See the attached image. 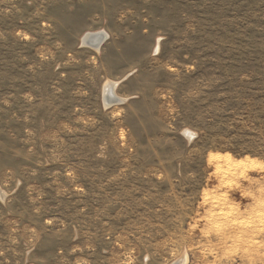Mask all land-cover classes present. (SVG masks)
Listing matches in <instances>:
<instances>
[{
	"label": "rangeland",
	"instance_id": "rangeland-1",
	"mask_svg": "<svg viewBox=\"0 0 264 264\" xmlns=\"http://www.w3.org/2000/svg\"><path fill=\"white\" fill-rule=\"evenodd\" d=\"M0 264H264V0H0Z\"/></svg>",
	"mask_w": 264,
	"mask_h": 264
},
{
	"label": "bare ground",
	"instance_id": "bare-ground-1",
	"mask_svg": "<svg viewBox=\"0 0 264 264\" xmlns=\"http://www.w3.org/2000/svg\"><path fill=\"white\" fill-rule=\"evenodd\" d=\"M103 35L105 37L101 38L100 36ZM106 34H87L83 39L84 45H89L95 50H99L100 47L103 45V43L106 41ZM116 88L115 83L108 82L104 87V95H105V101L107 102V99L110 97V89ZM120 102H123L121 99H118ZM107 104V103H106ZM109 105V104H107ZM189 134V132H188ZM192 134V133H191ZM190 134V135H191ZM193 135V134H192ZM210 162L215 163H224L229 171H237L238 169H242L241 172H243V169H256L259 166H262L263 163L258 161L257 159L253 158H246L244 160H237L234 159L230 154H221V153H211L209 155ZM220 166V164H219ZM222 169V168H221ZM226 173V172H225ZM243 174V173H242ZM232 175V174H231Z\"/></svg>",
	"mask_w": 264,
	"mask_h": 264
},
{
	"label": "water",
	"instance_id": "water-1",
	"mask_svg": "<svg viewBox=\"0 0 264 264\" xmlns=\"http://www.w3.org/2000/svg\"><path fill=\"white\" fill-rule=\"evenodd\" d=\"M101 38L105 37L103 35L100 36ZM110 97L107 99V104H115V103H119L120 101L116 98V96L114 95V89H110Z\"/></svg>",
	"mask_w": 264,
	"mask_h": 264
}]
</instances>
